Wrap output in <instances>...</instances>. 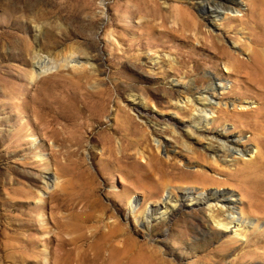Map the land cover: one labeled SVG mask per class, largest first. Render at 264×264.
I'll use <instances>...</instances> for the list:
<instances>
[{
    "label": "rangeland",
    "instance_id": "374dc122",
    "mask_svg": "<svg viewBox=\"0 0 264 264\" xmlns=\"http://www.w3.org/2000/svg\"><path fill=\"white\" fill-rule=\"evenodd\" d=\"M237 1L216 18L196 0H0V264H264V220L220 232L189 196L163 219L152 210L166 192L146 184L150 170L241 199L229 172L242 159L220 139L248 148L251 133L222 113H264V94L230 67L264 56V0ZM36 40L56 68L32 80ZM71 52L94 67H64ZM210 86L206 123L183 101ZM47 89L75 104L52 113L83 118L34 114Z\"/></svg>",
    "mask_w": 264,
    "mask_h": 264
},
{
    "label": "bare ground",
    "instance_id": "6f19581e",
    "mask_svg": "<svg viewBox=\"0 0 264 264\" xmlns=\"http://www.w3.org/2000/svg\"><path fill=\"white\" fill-rule=\"evenodd\" d=\"M196 1L198 2L200 8L208 7L210 14L215 15L216 18H220L222 17V15L224 16L225 14L234 11V7L239 5L237 0H224L220 2L218 0ZM37 33L41 34L42 28H37ZM254 42L258 45H261L264 42V34L262 36L256 37ZM23 49L25 52L26 49ZM214 50L223 57H227L228 51L226 50L225 46L220 45L218 46V49L214 48ZM27 52L29 53L33 61L31 64L32 72H30V78L32 80L40 77L41 75H45L51 69L56 68V66L52 65V61H50L49 59L46 60V58L43 57L41 43L39 42V40H36L34 48H31V51L30 49H27ZM62 62L64 67H71L74 70L83 69L86 67H94L93 58L83 52H81L80 54L71 52L66 56L64 55V59ZM232 62L233 63L230 64L232 71L238 74H243V82L245 84L251 83L255 85L264 94V56L257 54L255 58L251 60V62H244L243 60H238L237 58H235L234 61L232 60ZM209 90H215V88L213 86H210L205 90L195 89L194 95H197L198 98L194 99L193 97L188 96L184 98L183 101L185 105H195L194 111L197 112V117L195 116L194 118H201L205 120L206 123H209V116L213 115V110L212 112L208 113L207 107L203 104V102L209 103L210 105L213 104V101L208 98V95L206 93ZM64 99H66L67 102H65ZM32 100L33 104H29V106L33 107V109L35 110L34 114H39L36 113L37 111H43L44 113L40 114L44 116H54L56 114L63 117L64 115L65 118L73 121L74 123L80 121L84 115L83 113H69L75 108L74 102L70 101L69 97L64 96L60 98V96H57L55 94L53 89H47L41 97H34ZM178 102H181V100L177 101V103ZM86 107H88V104L85 101V108ZM56 109H60L63 112L64 110L69 112L52 113ZM223 111V116L231 117V119H233L234 121L243 124L244 127L251 133L249 142L252 143L253 146H250L248 148L246 147L240 149L239 147H237L236 144L238 143L239 138L234 142L229 140L230 143L227 140L223 141V139H220V141L224 144V148L228 146L229 148L227 147V150H230L231 148L235 152V154H237L238 157L242 159V166L229 172V183L231 187L235 189V191L240 193L241 199H237L236 194L234 193H206L205 191H196L193 188L182 189L181 187L174 186L171 180H162L160 182L159 179L150 177L155 176V174L150 173L149 170L148 174L146 173V175L148 176V182L146 184H149L151 188H154L155 186L158 189V192H166L163 204L160 208L153 209L152 215H159L161 218L165 219L168 213H172L180 206V199L184 198L185 196H189L193 198L192 202L208 207L213 221L220 232L228 231L231 228L236 227L256 228V224H254L253 218H257V220L260 221L264 220V113H258V109H254L246 113H239L238 115H236L235 113L229 114L227 110ZM140 114L142 116L145 115V113ZM36 116L38 117V115ZM132 127L136 131L139 130V126L136 124ZM172 131L173 133H175L174 130ZM187 134L190 137L194 136V132L192 131H188ZM155 142L157 143L158 148L162 146V143L160 141L155 140ZM164 150L166 153L167 150L165 145ZM154 167H161L162 169L165 168L158 160H153L152 164H150V169ZM168 168H170L172 172L177 170L171 165H168L167 169ZM86 170L87 167H85V171ZM142 174L143 173H141L140 175ZM181 175L183 176L186 174L182 173ZM197 175L199 174L197 173ZM142 177L143 176H139V178ZM45 183L47 185L49 182ZM55 185H57V183H55ZM179 191L182 193L177 196V192ZM39 200H42V198H39ZM129 203H131V201ZM239 203L241 204L242 208L240 209V213H238L237 215ZM94 204V200L89 198L85 203V207H89ZM213 204L220 205V208L216 213H212L213 208L211 207V205ZM160 209H162L163 211L161 212ZM150 221L151 217L146 216L144 220L145 224L149 225ZM234 234H236V231H234ZM85 246H87L86 242ZM60 247L61 245H59V248Z\"/></svg>",
    "mask_w": 264,
    "mask_h": 264
}]
</instances>
